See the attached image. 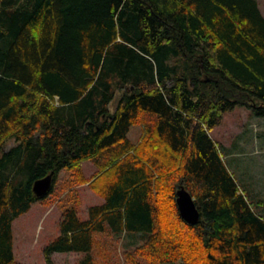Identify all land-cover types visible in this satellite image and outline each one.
I'll return each mask as SVG.
<instances>
[{"label":"trees","instance_id":"trees-1","mask_svg":"<svg viewBox=\"0 0 264 264\" xmlns=\"http://www.w3.org/2000/svg\"><path fill=\"white\" fill-rule=\"evenodd\" d=\"M236 106L264 117L257 0H0V264H26L12 222L48 196L32 183L51 171L53 187L65 171L66 188L88 183L104 201L86 219L65 211L47 264L65 251L95 264L105 232L145 235L127 264H264V218L209 134ZM180 186L196 224L179 215Z\"/></svg>","mask_w":264,"mask_h":264},{"label":"rangeland","instance_id":"rangeland-1","mask_svg":"<svg viewBox=\"0 0 264 264\" xmlns=\"http://www.w3.org/2000/svg\"><path fill=\"white\" fill-rule=\"evenodd\" d=\"M257 2L264 15V0ZM120 96L121 89H116L113 100L108 104L109 112L114 111ZM145 119L146 116L129 129L127 137L133 145L144 136ZM209 134L252 209L264 218V117L255 116L249 108L236 106L223 114L220 124L211 128ZM12 144L8 142L5 148ZM79 170L85 178L90 179L96 167L91 160H84L80 162ZM70 179V174L61 171L53 191L43 201L32 203L28 211L13 220L16 260L26 264H47L44 249L59 235L60 221L65 211L75 208L78 216L86 219L89 215L88 207L104 201L88 183L67 189L65 184ZM107 233L97 237L93 251L95 264H127L124 260L125 250H132L145 237H129L124 234L122 238ZM82 256V253L72 251L51 254L54 264H76Z\"/></svg>","mask_w":264,"mask_h":264},{"label":"water","instance_id":"water-1","mask_svg":"<svg viewBox=\"0 0 264 264\" xmlns=\"http://www.w3.org/2000/svg\"><path fill=\"white\" fill-rule=\"evenodd\" d=\"M53 174H49L42 178H38L32 183V191L36 197H44L49 194L53 187ZM176 205L180 217L189 224H196L200 219V212L196 206L194 198L185 189L184 186L178 187L176 190Z\"/></svg>","mask_w":264,"mask_h":264}]
</instances>
